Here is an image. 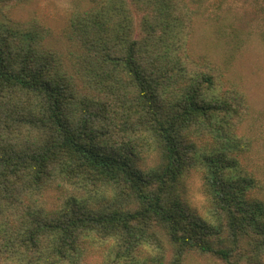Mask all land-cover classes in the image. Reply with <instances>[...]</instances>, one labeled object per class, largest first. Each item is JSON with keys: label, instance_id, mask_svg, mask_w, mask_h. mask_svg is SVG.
Returning <instances> with one entry per match:
<instances>
[{"label": "trees", "instance_id": "obj_1", "mask_svg": "<svg viewBox=\"0 0 264 264\" xmlns=\"http://www.w3.org/2000/svg\"><path fill=\"white\" fill-rule=\"evenodd\" d=\"M25 1L0 0V264H264V164L191 49L201 0H90L65 49Z\"/></svg>", "mask_w": 264, "mask_h": 264}, {"label": "rangeland", "instance_id": "obj_2", "mask_svg": "<svg viewBox=\"0 0 264 264\" xmlns=\"http://www.w3.org/2000/svg\"><path fill=\"white\" fill-rule=\"evenodd\" d=\"M90 0H27L15 8L19 22H39L50 30L52 46H68L72 14L89 7ZM202 16L191 40L196 59L207 57L226 73L247 97L249 112L243 134L255 138V150L264 164V0H201ZM187 196L199 212L204 197L198 177L189 179ZM200 264H208L201 260Z\"/></svg>", "mask_w": 264, "mask_h": 264}]
</instances>
